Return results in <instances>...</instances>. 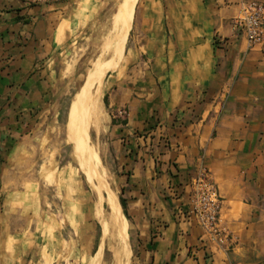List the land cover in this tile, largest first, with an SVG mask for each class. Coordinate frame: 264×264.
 I'll use <instances>...</instances> for the list:
<instances>
[{
    "label": "crops",
    "instance_id": "obj_1",
    "mask_svg": "<svg viewBox=\"0 0 264 264\" xmlns=\"http://www.w3.org/2000/svg\"><path fill=\"white\" fill-rule=\"evenodd\" d=\"M245 1L135 4L101 132L127 202L131 264H264V44L251 47L234 24ZM97 3L0 0V264H59L76 247L59 223V115L75 79L67 55ZM201 163L222 199L226 246L187 214ZM77 200L60 212L79 218ZM82 223L91 252L94 226Z\"/></svg>",
    "mask_w": 264,
    "mask_h": 264
},
{
    "label": "rangeland",
    "instance_id": "obj_2",
    "mask_svg": "<svg viewBox=\"0 0 264 264\" xmlns=\"http://www.w3.org/2000/svg\"><path fill=\"white\" fill-rule=\"evenodd\" d=\"M96 2L98 3L95 7L94 17H92L87 28L79 34L77 41L73 44L71 51L67 55L70 64L73 62L75 66V79L74 83L68 88V94L65 97V101L62 104L63 108L59 115V223L62 226L64 239L68 242H73L76 247L73 251L70 245L69 247H65L63 260L60 259L59 264H113L114 260L112 256L113 245L111 243L106 245L103 253L104 256H102L101 261L96 262L94 259L100 248L102 227L104 225L101 213L103 216L109 212L107 201L110 194L109 186L117 193L119 200L121 194L114 180V176L111 173L109 162L105 156V136L101 134L102 130L105 129L107 117L105 103L104 100H102L101 120L98 125H95V122L89 119L91 118L89 117L91 116L89 97L92 96L100 81L101 71L99 72V70L103 67L102 62L104 63V55L113 46V41L116 39V32H118L120 25L119 17H117L120 14L118 5L121 0H96ZM138 2H140V0H138ZM133 22L126 42L123 58L117 68L111 70V67L104 77V89L108 78L119 70L124 61L130 34L132 33ZM112 31L114 32L112 33ZM108 44L110 48L107 47ZM101 52H104V54L101 55ZM121 56L122 54L120 53L115 58L114 62L119 60ZM86 95L88 96L87 99ZM76 107L79 109V114L82 115V117L78 112H75V110L77 111ZM87 123L89 125H87ZM76 125L80 128L76 127ZM82 127L86 129L91 142L93 141L92 143L99 152V169H101V171L107 170L106 179L108 187H106L107 185L102 179H99L98 182H96V188H94L86 177L82 142L83 136L80 132L81 130L79 131ZM52 157L54 158V155ZM72 196L78 199L77 202L79 205H76L77 207L74 206V211H79V218H77L76 215L72 217L60 212L63 205ZM87 220L92 221L94 226L93 239L95 242L93 243L91 252L82 249V239L85 237V231L82 230V222ZM128 234V241L132 250L129 226ZM132 255L133 251L132 254L131 252L129 254V264H131ZM87 260L90 262L87 263Z\"/></svg>",
    "mask_w": 264,
    "mask_h": 264
},
{
    "label": "bare ground",
    "instance_id": "obj_3",
    "mask_svg": "<svg viewBox=\"0 0 264 264\" xmlns=\"http://www.w3.org/2000/svg\"><path fill=\"white\" fill-rule=\"evenodd\" d=\"M136 2L137 0H121V2L118 5L120 14L117 17H119L120 25H119L118 32H116L117 33L116 39L113 41V46L111 48L109 44L107 46L110 49L104 55L105 57L103 56L104 57V63L102 62L103 67L101 66L102 69L100 67L101 70H99V72L101 71L100 79H99L100 81L94 93L92 94V96L89 97V103L91 106V113H90L91 116H89L91 118L89 119H91L92 122L94 121L95 125H98L101 120V104H102V100H104L103 97L105 95V89L103 88V80L106 74L108 73V71L110 70V68L112 67L115 58L120 54L123 46L128 40L129 33L132 27L134 7H135ZM114 30H115V27H114ZM113 32L114 31H112V33ZM100 54L102 55L104 54V52H101ZM87 95H86V99L89 96ZM78 110L79 109H77V111L75 110V112H78L79 114L80 111ZM82 112H83V109H82ZM80 116L82 117V115ZM87 125L89 124L87 123ZM76 127L78 126L76 125ZM83 127L79 129V131L81 130L80 132L82 133V136H83L82 142H83V152H84V160H85L84 167H85L86 177L88 178V181L94 186V188H96V185H97L96 182H98L99 179H102V181L106 183L107 185L106 187H108V182L106 179L107 170L101 171V169H99L100 168L99 152L97 151L96 147L92 143L93 141L91 142V139L86 129H84ZM118 198L119 197H117V193L112 191L110 188V194H109V197L107 198L109 212L103 216L101 213V217L103 219L104 225L102 227L100 248L96 254V257L94 258L96 262L101 261L102 256H104L103 253L106 248V245L108 243H111L113 245V250H112V256L114 257L113 264H129V254H130L131 247L128 241V238H129L128 237L129 236L128 227H127V221H126L124 212L122 211V207H121L122 205H120Z\"/></svg>",
    "mask_w": 264,
    "mask_h": 264
},
{
    "label": "built area",
    "instance_id": "obj_4",
    "mask_svg": "<svg viewBox=\"0 0 264 264\" xmlns=\"http://www.w3.org/2000/svg\"><path fill=\"white\" fill-rule=\"evenodd\" d=\"M29 4H49L67 0H25ZM234 24L246 37L251 47L264 44V1L246 0ZM121 117H127L126 108L119 110ZM190 191V209L188 217L195 218L204 234L220 246H226L232 239L231 232L223 225L221 219L222 199L218 186L209 169L200 164L196 175L188 184Z\"/></svg>",
    "mask_w": 264,
    "mask_h": 264
},
{
    "label": "trees",
    "instance_id": "obj_5",
    "mask_svg": "<svg viewBox=\"0 0 264 264\" xmlns=\"http://www.w3.org/2000/svg\"><path fill=\"white\" fill-rule=\"evenodd\" d=\"M106 101H107V97L105 96L104 97V102L106 103ZM120 203L122 205V208H123L125 216L127 218H129L128 212H127V202H126V199L122 195L120 196Z\"/></svg>",
    "mask_w": 264,
    "mask_h": 264
}]
</instances>
